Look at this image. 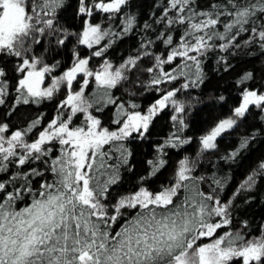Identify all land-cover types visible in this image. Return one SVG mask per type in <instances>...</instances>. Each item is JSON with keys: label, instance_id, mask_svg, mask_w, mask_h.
<instances>
[{"label": "snow or ice", "instance_id": "snow-or-ice-1", "mask_svg": "<svg viewBox=\"0 0 264 264\" xmlns=\"http://www.w3.org/2000/svg\"><path fill=\"white\" fill-rule=\"evenodd\" d=\"M147 2L145 13L142 0H0V106L13 100L0 120V264H264V224L255 236L247 219L234 227L237 201L249 205L264 180V159L227 200V178L197 174L198 161L188 156L152 187L168 164L165 149L192 140L181 135L192 105L177 97L206 82L210 56L228 72L252 49L264 55V0ZM68 8L82 22L78 30L63 22ZM130 33L138 47L114 65L107 52ZM69 41L70 64L49 62L48 53ZM93 58L102 61L96 68ZM255 79L252 69L235 80L239 102L199 137L198 158L216 151L218 138L253 109L264 114V85L248 84ZM125 83L158 98L143 109L134 90L126 89L127 100L116 97L112 90ZM57 99L47 123L43 112L23 127L8 122L20 106ZM109 107L106 126L100 117ZM168 108L174 132L145 162L146 174L114 196L122 174L135 171L131 142L145 139ZM255 135L220 159L234 161Z\"/></svg>", "mask_w": 264, "mask_h": 264}, {"label": "trees", "instance_id": "trees-1", "mask_svg": "<svg viewBox=\"0 0 264 264\" xmlns=\"http://www.w3.org/2000/svg\"><path fill=\"white\" fill-rule=\"evenodd\" d=\"M75 4V0H72ZM143 11L146 13L149 9L147 0H142ZM73 8H68L64 14L63 22L66 25H71L72 30H78L80 24L79 20L73 18ZM147 16H141L140 22L142 23ZM97 20L99 17L96 18ZM139 36L135 34H129L127 37L117 40L111 48H109L106 58L110 60L114 65H118L123 62L130 54H132L138 47ZM71 49L72 41H69L67 46L59 50V54L56 55L52 52L48 53L49 62L52 60H61L65 67L71 62ZM159 48H157V51ZM89 50L81 48V53L84 56L88 55ZM253 55L245 56L239 59H232L231 63L234 65L228 72H224L222 69L217 70L216 57L210 56L205 62V72L207 74L206 82L197 89H190L186 92H181L178 95V99L191 103L192 107L188 113H186L187 128L181 134L183 138L191 137L192 140L189 144H185L179 148H166L165 159H167V166L161 170L160 174L154 179L152 187H158L160 183L165 182L167 178L172 174L177 162L185 156L197 159V174L211 175L216 172L219 177L227 178L224 192L222 194L223 199L227 200L235 189L239 186L248 174L256 167L257 163L264 159V114L259 110L253 109L245 119H243L239 126L229 133L218 138V149L214 152L205 153L202 157H197L199 151V137L205 134L214 124L224 117L231 114V109L239 102V89L235 84V80L244 71L255 69L256 79L248 82L251 87H259L264 85V78L261 73L264 71V55H261L258 50L252 49ZM102 63L100 58H93L92 67L96 68ZM148 61H145L141 67L148 65ZM9 69V78L12 79L13 74L11 71L12 62L7 65ZM63 68L61 69V71ZM131 81H135L136 74H130ZM145 74L142 79L147 80ZM183 81H181L182 83ZM78 87V86H77ZM164 87H169L165 85ZM171 87H179V84H173ZM92 88L87 91L92 92ZM128 90L136 91L135 97L136 103L140 104L143 109H146L151 104L158 94L154 91L145 92L143 88H135L132 83H125L119 86L117 89H113V94L116 97H122L124 100L128 99L126 92ZM220 96H224L225 99L221 101ZM62 98V96L60 97ZM13 100L8 98L7 106H0V120L6 118V114L11 106ZM57 100L51 102H45L42 105H30L20 106L15 114L8 121L13 128L23 127L29 121L33 120L40 113H45V123L55 113V105ZM113 109L107 108L101 115V119L104 125L110 124V118ZM172 109L168 108L162 111L157 117L154 118L153 123L150 125L149 133L143 140L137 139L131 142L130 147L133 151L131 158L132 164L135 165V171L133 173H123V182L118 187H113L112 193L115 196L120 192L127 191L135 183V180L146 174L147 165L145 162L152 159L155 155V148L158 144H162L171 133L174 132L173 122L170 119ZM78 122V121H77ZM253 133H256L255 138L250 141L249 147L242 150L241 153L234 161L221 160L220 157L225 156L229 152L235 150L240 143L242 137H251ZM253 200L249 205H243L241 200L237 203L241 204V210L236 213L238 218L234 224L235 228H239V220L247 219L250 227L248 229L252 235H259V227L264 224V180L258 179L256 190L253 193ZM206 242V241H205Z\"/></svg>", "mask_w": 264, "mask_h": 264}]
</instances>
